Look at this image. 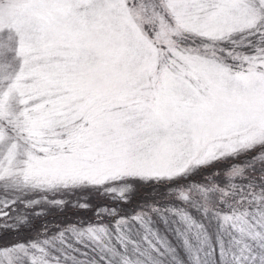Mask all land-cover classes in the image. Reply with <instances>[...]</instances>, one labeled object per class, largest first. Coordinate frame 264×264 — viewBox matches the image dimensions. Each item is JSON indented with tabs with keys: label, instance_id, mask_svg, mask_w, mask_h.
Wrapping results in <instances>:
<instances>
[{
	"label": "snow or ice",
	"instance_id": "1",
	"mask_svg": "<svg viewBox=\"0 0 264 264\" xmlns=\"http://www.w3.org/2000/svg\"><path fill=\"white\" fill-rule=\"evenodd\" d=\"M0 264H264V0H0Z\"/></svg>",
	"mask_w": 264,
	"mask_h": 264
}]
</instances>
